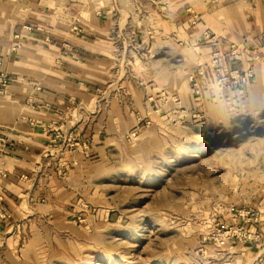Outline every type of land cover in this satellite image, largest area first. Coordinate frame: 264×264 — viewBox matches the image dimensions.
Masks as SVG:
<instances>
[{"label": "crops", "instance_id": "obj_1", "mask_svg": "<svg viewBox=\"0 0 264 264\" xmlns=\"http://www.w3.org/2000/svg\"><path fill=\"white\" fill-rule=\"evenodd\" d=\"M119 1L54 0L65 9L56 19L33 0H0V68L14 78L0 94V208L9 214L0 232L31 218L76 222L106 205L108 183L167 148L188 110L186 77L215 51L229 66L253 65L254 76L199 99L190 89V108L212 125L264 111V60L229 54L246 37L264 43V0Z\"/></svg>", "mask_w": 264, "mask_h": 264}, {"label": "rangeland", "instance_id": "obj_2", "mask_svg": "<svg viewBox=\"0 0 264 264\" xmlns=\"http://www.w3.org/2000/svg\"><path fill=\"white\" fill-rule=\"evenodd\" d=\"M33 2L63 17V2ZM148 49L137 47L138 68ZM186 54L190 66L189 45ZM188 80V110L159 156L108 183L106 205L82 220L10 224L0 232V264H264V111L212 125L190 108ZM227 230L234 235L221 244Z\"/></svg>", "mask_w": 264, "mask_h": 264}, {"label": "built area", "instance_id": "obj_3", "mask_svg": "<svg viewBox=\"0 0 264 264\" xmlns=\"http://www.w3.org/2000/svg\"><path fill=\"white\" fill-rule=\"evenodd\" d=\"M193 16L194 18H197V14H193ZM204 35L208 39L214 38V36L208 31H205ZM249 41L250 40L246 37L245 40L240 43H232L229 48L230 56H232L235 60H239L244 50H248L254 63L256 60H264V43L259 44L256 42H250L251 45L249 46L247 44ZM220 57L221 56L218 51L213 52L209 61L205 62L203 65L197 67V69L188 74L192 92L196 99L200 98L205 88H215L219 91L234 84L247 83L254 76L253 65L246 69H242L241 67H232L228 64L222 63ZM1 64L2 61L0 60V66ZM13 79L14 78L11 74L0 68V94L6 92L7 87ZM167 95L168 93L166 91H162L160 97L162 99H167ZM195 115H197V118L199 119L204 117L203 112L199 110H197ZM146 123H149V121ZM137 133L138 128H132L127 134L128 139H132L137 136ZM5 146V139L0 137V152L4 150ZM7 217H9V214L0 208V220L6 219ZM232 235L234 234H232L230 230L222 233L218 232L217 239L221 244H225L226 239Z\"/></svg>", "mask_w": 264, "mask_h": 264}]
</instances>
